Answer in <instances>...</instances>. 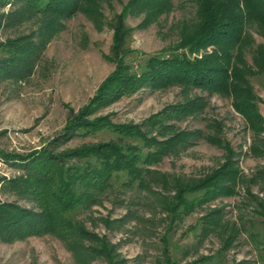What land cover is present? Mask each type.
<instances>
[{
    "label": "rangeland",
    "instance_id": "1",
    "mask_svg": "<svg viewBox=\"0 0 264 264\" xmlns=\"http://www.w3.org/2000/svg\"><path fill=\"white\" fill-rule=\"evenodd\" d=\"M127 1L88 0L86 8L60 27L47 24L48 16L43 13L18 10L22 7L19 3L0 7V14L4 13L0 17V60L18 57L25 42V48L31 50L28 60L15 61V68L9 67V73L0 75V149L13 155L46 147L64 131L71 116L88 104L115 68L105 57L113 41L109 22ZM170 1L163 0L161 11L148 20L144 21L145 10L125 16L126 23L135 28L128 40L131 48L146 54L169 52L177 46L182 27L192 28L198 0ZM12 9L17 10L9 16ZM260 28L255 23L249 27L252 39L243 50L249 62L251 50L259 44L258 51L264 53V30ZM209 51L210 46L199 55ZM250 80L264 117V74ZM194 96L204 98L195 114L166 120L160 133L146 124L168 105ZM99 118L97 131L66 138L55 152L112 140L144 147L141 137L122 140L109 129L118 124L136 125L158 140L179 130L197 133L150 165L155 172L146 188L125 185L127 176L120 173L96 203L72 214L85 229L114 245L110 260L71 250L57 235L45 233L11 241L0 236V264H163L166 257L172 264H264V208L260 204H264V131L251 128L234 109L230 97L177 84L164 89L142 86L132 95L97 109L86 120ZM227 156L234 159L240 175L234 194L197 204L182 216L165 208L164 199L175 193V178L202 176ZM21 172L0 154V202L32 208L30 198L4 186L7 179ZM217 208H221V218L203 233V216ZM105 219L111 222L106 224ZM118 219L122 221L116 222ZM232 233L233 238L222 248Z\"/></svg>",
    "mask_w": 264,
    "mask_h": 264
},
{
    "label": "trees",
    "instance_id": "2",
    "mask_svg": "<svg viewBox=\"0 0 264 264\" xmlns=\"http://www.w3.org/2000/svg\"><path fill=\"white\" fill-rule=\"evenodd\" d=\"M162 2L128 0L121 11L114 13L109 22L113 41L109 55L105 57L114 63L115 68L88 104L71 116L70 123L62 133L49 141L46 147L26 154L12 155L0 149L6 161L22 170L19 175L7 179L4 186L27 196L34 203L30 208L0 202L2 239L11 241L28 235L51 233L64 240L71 250L84 251L89 257L111 259L114 245L85 229L72 214L96 203L99 194L110 188L120 173L127 176L125 185L146 188L150 174L155 172L150 165L197 131L179 130L158 140L154 136H147L136 125L118 124L111 125L109 129L118 133L122 140L128 136L141 137L144 147L143 144L125 146L112 140L84 144L66 151L55 150L66 138L86 136L97 131L101 119L90 121L86 120L87 116L114 100L132 95L142 86L164 89L177 84L186 89L191 87L209 94L226 95L251 128L258 133L264 131V117L259 110L260 98L250 80L253 76L264 74V53L258 51L259 44L251 50L249 62L243 51L252 39L249 27L255 23L261 27V31L264 30V0H198L197 20L191 29L182 27L176 47L168 49L169 52L153 54L131 48L128 40L135 28L126 23L125 16L145 10L144 21L148 20L161 11ZM8 3L22 4L18 10L43 13L48 16L47 24L60 27L78 10L86 8L88 0H0V7ZM16 10H10L9 16ZM3 15L1 13L0 17ZM10 42L12 45L22 44ZM24 44L27 42L22 44L21 48L25 50L18 57L0 60V75L9 73V67L15 68V61L30 58L31 50L25 48ZM209 46L211 51L199 55L200 50ZM203 99L202 96H194L168 105L148 119L146 124L160 133L166 127V120L198 112ZM108 123H104V126ZM239 177L234 159L227 156L223 163L202 176L175 178V193L170 199L165 198L163 204L173 214L185 215L197 204L234 194ZM166 179L161 177L164 183ZM189 194L198 195L189 199ZM260 204L264 208V204ZM221 216V208L210 210L203 216L202 232L214 226ZM115 221L121 222L122 219ZM104 222L109 224L111 221L105 219ZM233 236L232 233L224 240L222 248L227 247ZM83 240L89 243L85 245ZM163 264L172 262L166 257Z\"/></svg>",
    "mask_w": 264,
    "mask_h": 264
}]
</instances>
